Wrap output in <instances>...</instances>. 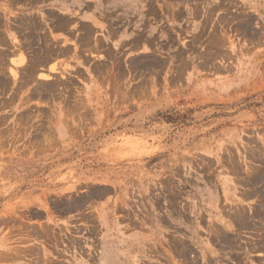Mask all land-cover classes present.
Masks as SVG:
<instances>
[{
	"label": "rangeland",
	"instance_id": "rangeland-1",
	"mask_svg": "<svg viewBox=\"0 0 264 264\" xmlns=\"http://www.w3.org/2000/svg\"><path fill=\"white\" fill-rule=\"evenodd\" d=\"M10 1L0 264H56L49 250L76 246L100 202L124 215L132 180L211 197L229 216L211 227L213 263L264 264V0Z\"/></svg>",
	"mask_w": 264,
	"mask_h": 264
},
{
	"label": "crops",
	"instance_id": "crops-1",
	"mask_svg": "<svg viewBox=\"0 0 264 264\" xmlns=\"http://www.w3.org/2000/svg\"><path fill=\"white\" fill-rule=\"evenodd\" d=\"M53 1L33 0L30 8L49 10V4ZM1 3L4 4V0H0ZM261 5L264 6V2H260L257 8ZM17 6L11 0L8 8L15 11ZM1 7L0 11L4 13L5 8ZM15 25L17 27V21ZM211 185L205 184V190ZM143 188L145 184L140 180H132L129 187H125L129 192L135 190L134 194L140 196L132 198L131 194V201L123 216L113 213V207H108L110 205L105 201L100 202L97 206L102 207L103 212L97 215L95 224L89 223L85 233L78 236L76 246L63 242L59 247L48 248L51 255L58 259L56 264H214L209 251L212 248L211 227L217 222H226L229 216L225 217L222 210L215 208L217 204L211 197L189 199V202L182 203L174 197L143 196L144 193L139 191ZM99 189L98 192L104 191V194L108 191L106 186ZM225 190L227 188L223 187V192ZM230 190L234 188L230 187ZM227 193L233 195L229 191ZM245 213L251 217L248 212ZM184 239L189 240L188 252L182 257L179 250L180 242Z\"/></svg>",
	"mask_w": 264,
	"mask_h": 264
},
{
	"label": "bare ground",
	"instance_id": "bare-ground-1",
	"mask_svg": "<svg viewBox=\"0 0 264 264\" xmlns=\"http://www.w3.org/2000/svg\"><path fill=\"white\" fill-rule=\"evenodd\" d=\"M218 42V41H217Z\"/></svg>",
	"mask_w": 264,
	"mask_h": 264
}]
</instances>
